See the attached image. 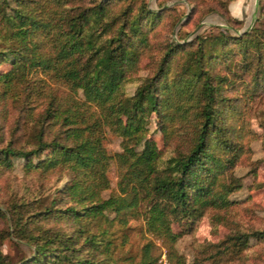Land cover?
Wrapping results in <instances>:
<instances>
[{
	"label": "rangeland",
	"instance_id": "374dc122",
	"mask_svg": "<svg viewBox=\"0 0 264 264\" xmlns=\"http://www.w3.org/2000/svg\"><path fill=\"white\" fill-rule=\"evenodd\" d=\"M37 1L45 19L55 15L53 10L59 8L52 1ZM230 2L234 1L116 0L109 8L111 16L126 6L132 9L131 17L141 8L159 11V17L148 25L147 43L140 48L136 68L122 84L125 95L132 94L138 85L155 74L169 43L189 42L170 59L166 74L168 82L175 85L185 81L189 73L197 70L191 56L198 38L203 40L210 56L202 66L218 86L221 98H217L216 108L222 112L227 128H232L229 133L232 151L228 153L232 159L227 161V153L220 152L227 167L218 173L214 185L216 191L227 190L230 202L226 206L205 208L191 227L183 217L169 218L170 228L176 234L173 241L164 233L148 228V198L143 197L141 190L136 204L124 205L119 210L108 208L102 215L82 220L70 219L64 213L60 218L47 217L43 213L46 206L55 212L70 204L78 210L82 208L66 190L73 176L71 169L59 165L42 170L28 167L24 157H11L10 165L0 161V231L4 234L0 249L10 264L34 254V244L29 242L27 234H36L42 228L68 234L77 225L84 227L85 232L100 233V245L92 255L96 264H138L144 254L150 257V264H264V234L252 233L264 230V0H244L238 11L240 17L231 12ZM89 4L91 0H67L64 6ZM244 32L251 34L253 44L232 42L223 48L216 41L221 34L231 37ZM34 38L45 56L54 57L51 32L39 30ZM8 42L1 31L0 46ZM8 71L14 76L9 84L2 80ZM196 84L195 91H198L201 80ZM68 90L65 81L52 68L30 65L29 61L24 67H16L11 55L0 61V146L10 142L14 146L33 147L34 122L42 115L51 94L63 103ZM74 96L86 121L99 117L100 108L85 100L82 89ZM162 97L164 117L149 112L142 134L160 148V168L167 164L168 156L188 148L193 129L200 121L201 101L198 94L188 95L181 111L177 105L183 97L177 95L173 85L163 90ZM57 128V124L50 123L46 138ZM100 132L110 158L105 171L107 184L99 189L97 197L126 196L130 200L134 181L127 173V165L116 154L123 150L122 136L104 123ZM48 153L49 150H44L32 156V162ZM17 220H21L20 225ZM19 226L26 231L20 232ZM246 233L247 240L237 243L236 235ZM91 252L82 248L77 251L80 256H91Z\"/></svg>",
	"mask_w": 264,
	"mask_h": 264
},
{
	"label": "trees",
	"instance_id": "16d2710c",
	"mask_svg": "<svg viewBox=\"0 0 264 264\" xmlns=\"http://www.w3.org/2000/svg\"><path fill=\"white\" fill-rule=\"evenodd\" d=\"M48 1L56 3L59 8L53 10L55 15L45 19L37 0H0V33L2 31L3 37L9 41L0 46V61L11 55L16 67H24L29 61L30 65L52 68L69 89L63 103L51 94L42 115L34 122L33 147L14 146L10 142L0 146V161L7 165L11 164V157L21 156L26 159L28 167L46 170L66 165L71 169L73 176L66 190L72 200L82 204V208L78 210L70 204L55 212L51 206H46L43 213L47 217L60 218L66 214L70 219L82 220L102 215L108 208L119 210L124 205L136 204L141 190L143 197L148 198V228L164 233L173 241L176 234L170 228L169 218L183 217L186 225L191 227L205 208L226 206L230 202L226 197L227 190L216 191L214 185L218 173L227 167L225 161L232 159L228 155L232 151L229 137L232 128H227L222 112L216 108L217 98H221L218 86L212 83L210 74L202 66L204 59L210 56L201 42L203 40L198 38L191 56L197 70L189 73L185 81L175 85L168 82L166 74L170 59L189 42L169 43L155 74L138 85L132 94L125 95L122 84L136 68L140 48L147 43L148 28L159 17V11L141 8L131 17L132 9L126 6L119 14L111 16L109 8L116 0H91L89 5L69 7L64 6L67 0ZM39 30L47 34L51 32L54 57L45 56L37 47L34 37ZM216 41L224 48L232 42L242 41L248 46L255 40L250 33L244 32L231 37L221 34ZM13 79L10 71L2 75V80L8 84ZM200 80V87L195 91ZM172 85L177 95L183 97L177 105L181 111L188 95L200 96V121L193 129L188 148L168 156L167 164L160 168V148L142 134L146 130L149 112L164 117L162 93ZM79 88L85 100L100 108L99 117L85 120V113L78 107L74 96ZM52 122L58 128L46 138V129ZM103 123L122 136L123 150L116 154L127 165V173L134 181L130 200L126 196L97 197L99 189L107 184L105 171L110 158L102 142L100 126ZM162 129L167 133L165 126ZM137 145L140 146L137 148ZM44 150L49 153L32 162V156ZM220 152L227 153L226 160ZM20 222L17 220L19 225ZM18 230L24 232L26 228L19 226ZM84 230L77 225L68 234L52 232L49 228L27 234L29 242L34 244V254L17 264H56L61 261L96 264L92 255L100 245V233ZM252 233L263 236L264 230ZM3 236L1 230L0 240ZM248 236L247 233L237 234L235 240L244 243ZM81 248L92 251L91 256H80L77 251ZM150 263V257L144 254L138 264ZM0 264H10L1 249Z\"/></svg>",
	"mask_w": 264,
	"mask_h": 264
},
{
	"label": "crops",
	"instance_id": "0c3cea01",
	"mask_svg": "<svg viewBox=\"0 0 264 264\" xmlns=\"http://www.w3.org/2000/svg\"><path fill=\"white\" fill-rule=\"evenodd\" d=\"M234 2L231 4H229V8L231 10V12L236 16V17H240L238 14V11L240 12V6L243 4L244 0H233Z\"/></svg>",
	"mask_w": 264,
	"mask_h": 264
}]
</instances>
